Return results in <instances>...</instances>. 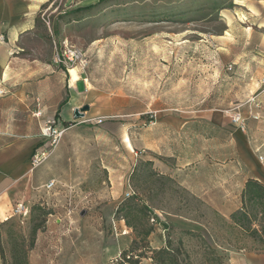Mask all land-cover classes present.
I'll use <instances>...</instances> for the list:
<instances>
[{
    "label": "rangeland",
    "instance_id": "374dc122",
    "mask_svg": "<svg viewBox=\"0 0 264 264\" xmlns=\"http://www.w3.org/2000/svg\"><path fill=\"white\" fill-rule=\"evenodd\" d=\"M54 4L51 18L65 23L68 41L84 52L86 62L73 67L82 74L80 97L89 107L68 122L59 154L67 156L61 174L68 179L51 178L55 184L48 188L27 177L25 195L0 223L2 264L11 263L16 242L27 243L32 226L41 223L36 239L49 218L69 236L72 263H49L51 237L45 234L27 252L28 264H153L148 249L167 242L177 263L255 264L235 256L260 244L231 213L225 217L160 173L154 153L167 166L177 164L171 154H190L178 164L200 177L205 168L199 154L208 150L214 159L220 143L195 136L190 124L179 132L173 125L221 116L235 130V155L251 166L264 164V0H89L66 12L61 0ZM53 26L52 63L61 43ZM235 111L244 131L232 122ZM31 160L25 157L27 174L35 169ZM128 200L129 212L116 211Z\"/></svg>",
    "mask_w": 264,
    "mask_h": 264
},
{
    "label": "crops",
    "instance_id": "0c3cea01",
    "mask_svg": "<svg viewBox=\"0 0 264 264\" xmlns=\"http://www.w3.org/2000/svg\"><path fill=\"white\" fill-rule=\"evenodd\" d=\"M54 1L0 0V90L3 91L0 93V223L12 216L10 212L15 200H20L25 195L27 177L31 183L34 178L35 184L39 186L46 185V181L51 178L68 179L67 175L61 174L66 167L62 164L66 163L67 156H59L67 141L70 129L68 122L73 120L74 108L81 105L89 107L80 97L85 92V83L81 80L79 69L74 67L76 76L73 78V71L61 68L51 61V42L54 40L52 23L59 41L68 40L63 30L65 23H58L51 18L57 7ZM61 2L62 12H66L70 8L81 10L89 0ZM44 22L48 23V28ZM47 32H50L49 38ZM63 99L65 102L61 104ZM47 118H53L57 126L63 125L67 129L39 164L33 165L31 160L35 169L27 174L25 157L31 155L32 159L36 152L49 148V140L42 134L43 122ZM186 124L196 129L195 136L207 141H218L221 146L218 156L213 159L210 151H201L199 155L202 156L205 169L198 177L197 171L193 173L178 164L180 156L187 157L190 154H171L177 164L167 166L161 162L162 155L156 151L154 154L161 163L158 170L175 178L191 194L214 205L218 212L227 217L239 208L240 193L249 176L264 181V164L251 166L243 161L240 152L235 155V130L221 116L194 118L173 126L179 132L189 129L188 126L185 127ZM238 130L244 131L237 128ZM129 142L130 148H133L132 140L129 139ZM41 172L46 173L42 175ZM235 177L241 179L237 184L234 183ZM55 220L59 221V218ZM45 234L51 237L49 263H72L67 256L70 250L69 236L58 228L54 229L50 218L47 220V228L37 233L35 249ZM235 257L239 263L264 264V250H241ZM2 263L4 261L0 248V264ZM35 263L43 262L35 260Z\"/></svg>",
    "mask_w": 264,
    "mask_h": 264
},
{
    "label": "trees",
    "instance_id": "16d2710c",
    "mask_svg": "<svg viewBox=\"0 0 264 264\" xmlns=\"http://www.w3.org/2000/svg\"><path fill=\"white\" fill-rule=\"evenodd\" d=\"M65 102V99L61 101V104ZM131 209L130 201H125L117 207L116 211L124 210L129 212ZM48 211H44L47 214ZM232 221L244 229L248 235L260 244L259 250H264V181L249 176L243 185L240 193V206L236 210L231 212ZM125 222L130 224L127 216L124 217ZM41 223H37L32 226L27 243L23 240L19 243H15L11 250L12 261L10 264H28L27 252L34 246L36 231L40 228ZM152 231V226H149L142 234L146 237ZM135 244V239L131 243V252ZM151 251L150 258L153 260V264H181L177 263V256L175 251L170 248V243H166L164 246L157 249H148ZM126 254V251H123ZM144 253L136 254L137 258L133 261L138 262V258L143 256ZM219 262V257H217Z\"/></svg>",
    "mask_w": 264,
    "mask_h": 264
},
{
    "label": "built area",
    "instance_id": "2783aa9c",
    "mask_svg": "<svg viewBox=\"0 0 264 264\" xmlns=\"http://www.w3.org/2000/svg\"><path fill=\"white\" fill-rule=\"evenodd\" d=\"M53 63L61 68L70 69L77 63H85L84 52L79 47L70 43L68 40H62L59 47H55L54 54L52 57ZM264 83V77L261 79ZM3 91L0 90V93ZM77 108V107H76ZM75 109V108H74ZM75 116V115H74ZM232 122L236 125V127L240 130L245 129L244 118L240 112L235 111L231 115ZM100 121V119H98ZM67 129L66 126L60 125L57 126L55 120L53 118H47L43 122V132L42 134L49 140V148L46 151L36 152L32 157V164H39L44 157L47 156L49 151L55 147V145L60 140L61 135ZM260 160H263V157H259ZM55 184L54 180H50L47 182L46 187H51ZM126 196L130 195V192L127 191L125 193ZM70 213V210L68 211ZM129 255H127L128 257ZM117 261V257H114L111 260V263Z\"/></svg>",
    "mask_w": 264,
    "mask_h": 264
},
{
    "label": "water",
    "instance_id": "95a60500",
    "mask_svg": "<svg viewBox=\"0 0 264 264\" xmlns=\"http://www.w3.org/2000/svg\"><path fill=\"white\" fill-rule=\"evenodd\" d=\"M87 108V106L86 105H84V106H82V107H80V108H75L74 109V115H75V117H80L83 113V110H85ZM80 110V111H79Z\"/></svg>",
    "mask_w": 264,
    "mask_h": 264
},
{
    "label": "bare ground",
    "instance_id": "6f19581e",
    "mask_svg": "<svg viewBox=\"0 0 264 264\" xmlns=\"http://www.w3.org/2000/svg\"><path fill=\"white\" fill-rule=\"evenodd\" d=\"M73 69H75L74 67L70 68V71H72ZM128 140V139H127ZM128 143H129V140H128Z\"/></svg>",
    "mask_w": 264,
    "mask_h": 264
}]
</instances>
